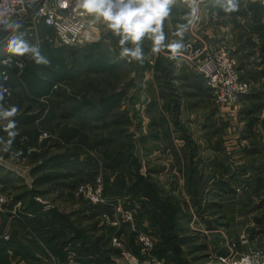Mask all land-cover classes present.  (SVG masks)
<instances>
[{
    "label": "trees",
    "instance_id": "1",
    "mask_svg": "<svg viewBox=\"0 0 264 264\" xmlns=\"http://www.w3.org/2000/svg\"><path fill=\"white\" fill-rule=\"evenodd\" d=\"M251 9L255 10L259 16L260 26L257 27V30L261 32L263 38L261 45L262 72H253L252 76L256 82L262 80L264 82V25L262 24L263 16L259 9V2L251 5ZM181 13L183 11L176 7H168V16L172 20L174 15ZM165 23L164 17L160 21V27ZM155 26L153 24V27ZM151 35L146 33L142 38L140 46L143 58L138 60L131 56L121 55L122 47L130 48L133 43L129 40L121 46V36L112 30L99 43L89 45L83 52H80L66 45L56 46L53 43L55 38L53 29L44 25L39 30L40 45L38 49L19 54L21 61L25 64L22 73L15 64L9 67L0 65V72L5 70L10 76L6 86L12 91V97L0 93V107L8 110L12 107L16 108V113L10 121L0 127V157L3 159L12 158V154H17L18 161L26 158L33 178L32 185L29 187L24 179L16 173L0 167V184L4 186L5 190L16 191V200L22 202L20 219L10 221V212L1 213L0 237L3 236L9 223L10 239L8 242L3 238L0 239V264L9 262V251L20 255L30 264L36 260L35 252L45 257H48V252H50L60 262L67 264L69 255L66 249L69 246L78 249L81 261L112 264L111 254H117V250L110 246V242L117 231L108 227L106 231L98 234L100 230L98 222L95 220L102 211H106L105 207L89 206L84 199H79L81 208L72 216L76 218L82 214L85 216L89 214L87 219L91 221V224L83 228L76 223V220L71 219L70 214L61 213L56 207L47 208L45 204L36 201L37 197L47 199L50 194L60 190L75 197L73 191L79 182L70 184L69 181L80 175H83L79 180L83 181L81 183L93 181L101 169L104 170V196L110 199L122 198L126 200L125 206L128 209H132L136 205L140 207L139 214L136 216L138 227L143 229L142 223L146 221L149 228L153 229L158 236L159 241L154 248V254L158 258L165 259L168 264H194L196 262H192L188 258L184 248L187 247L190 254L207 249L206 245L198 246L199 243H196L199 236L194 238L189 233L191 231L189 223L192 220L189 206L175 196L174 191H169L165 185L157 181L155 175L160 168L159 166L152 168L151 160L148 158L153 152L149 145L158 143L156 145L160 148V142H162L166 148L171 149L173 159L181 161L174 143L175 134L181 130L184 136L179 139L185 140L184 146L190 149V153L193 150L189 132L184 127H179L180 106L177 100L179 96L174 86L176 78L174 65L171 62L172 64L167 67L166 59L161 55L153 58ZM24 46L29 48L27 45ZM89 49L95 50L96 53L80 54L89 51ZM167 53H171V50L168 49ZM151 61H154V65L151 64ZM124 65H129L136 76L131 78L119 92L116 90L107 91L101 85L99 78L96 81L91 79L86 87V94L82 95L79 101L76 100L69 109L59 113L61 106L59 97L67 96L66 92L61 89L65 83L67 85L70 81L85 74L88 76L96 74L101 79L100 74H108L109 79L105 81L112 82L115 86L113 77L117 75L116 71H119ZM150 71L153 72V81H157V84L160 83L161 88L165 87V89L157 94L154 92L155 96L152 102L144 109V115L151 119V124L146 128L147 132H144L141 119L144 116L141 117L140 111L136 110L133 115L131 114L132 118L128 110L121 111V108L127 101L132 107H136L142 101L144 89L149 91L153 89V87L151 88L152 82L145 81L146 73ZM84 82L87 83L86 80ZM157 95L163 100V105H160ZM263 96L264 83L259 93L250 94L241 99L246 107L239 117L256 118L255 113L263 107ZM43 98L48 99L50 105V111L45 118H41L44 106L40 101ZM256 101L258 104L253 103L247 107L248 103ZM35 106L39 109L37 112L34 111ZM117 110L120 112H116ZM152 112L157 115L158 120H153ZM108 117L112 119L105 120ZM57 118H73L72 125L58 122L55 128L50 129L54 133L56 129L58 130L60 143L65 144L66 148L59 142L49 144V141L39 146L37 122L41 119L43 123H50ZM93 120L100 122L95 126L96 131L86 132L87 125H91ZM10 123H14L15 126L9 127ZM130 126H134L136 130L131 132ZM11 133H15V135H10ZM23 139L24 145L21 146L20 143ZM135 139L142 147L146 160L145 175L141 171L142 164L136 153ZM74 140L79 141L78 143L83 144L82 146L90 152L98 153L99 157L84 154L83 158L84 151L81 148L68 147ZM29 147L37 148V150L29 153ZM190 153L183 152L182 154L185 163L183 172L185 190L199 214L215 216L217 226L214 225V227L226 228L231 223L229 221L235 220V210L225 207L235 203V200L240 197L239 178L245 171L237 170L228 177L226 171L222 172L221 169L219 175L213 176L211 181L206 182L199 170L200 161H196V155ZM86 171H88L89 177L84 178ZM70 186L73 190H65ZM243 190L247 206L251 205L252 207L254 195L258 190L254 185L244 187ZM226 200H231V203H226ZM226 220H228V224ZM254 221H257V225L262 227L261 231L256 232V229H253L252 233L256 236L261 234L258 247L263 248L264 217ZM128 226L123 225L119 232H125ZM209 227L213 226L210 224ZM129 242L134 245V240L131 237ZM78 245L79 247H77ZM193 245L195 246L192 247ZM218 248L222 255L228 253L221 247ZM138 251L139 248H135V252L138 253ZM89 257H95V260H87Z\"/></svg>",
    "mask_w": 264,
    "mask_h": 264
},
{
    "label": "crops",
    "instance_id": "2",
    "mask_svg": "<svg viewBox=\"0 0 264 264\" xmlns=\"http://www.w3.org/2000/svg\"><path fill=\"white\" fill-rule=\"evenodd\" d=\"M257 1L259 2V0ZM257 1L234 0V2L237 4L236 10L226 11V0H173V2L170 3L168 7H176L178 10L183 11V13L174 15L173 20L168 15L165 16L166 23L164 26L160 27L164 39L160 45V50L154 52L153 58L161 55L166 59V66L172 63L175 65V62H173L175 57H177V59L178 57L184 58V55L186 54V42L192 39H197L199 45L201 46H211V48H216L226 45L230 47L234 53H237L238 56H240L239 59L246 62L249 61L250 63L255 60V64H258V66H254L253 71L262 72L263 65L261 45L263 42L260 43L262 36L261 32L257 30V27L260 26V21L257 12L251 9V5L257 3ZM195 9L202 11V21L197 31L191 30L189 28L190 13ZM20 44H22V40L20 41ZM172 44H180L181 47L173 51L170 47ZM182 48L183 52H181ZM168 49L171 50V53H167ZM247 57L249 60H247ZM168 60H170V62H168ZM151 64L154 65V61H151ZM175 68L176 67H174V70ZM187 71L188 70L186 67L182 68L183 75L181 73L176 74V78L174 80L175 90L179 96L178 98L176 97L180 106V116L178 118V121L180 122L179 127H184L186 131L189 132L193 148L190 153V149L187 147L185 148L184 146L186 144L185 140L183 141L179 139L183 138L184 136L182 130L175 134L174 143L176 151L180 155L181 161L178 162L177 160H174V167L179 173V177L182 182V194L185 193V177L183 173L185 163L182 158L183 152L185 154L190 153L196 155L195 160L200 161L199 170L201 174H203L204 180H206V182L211 181L213 176L219 175L221 169L222 172L226 171L228 177L231 173L237 170L239 172L245 171L241 178H239L240 190H238V192L240 193V201L244 200L242 204V213L244 215L243 218L245 219L244 225L246 224L245 226L247 227L249 226V224L246 222L247 219L252 220V217H254L253 219L255 220L262 219L264 217V96L262 97L263 107L255 113L256 118H240L239 115L246 107V104H244L242 100H240L239 106L236 107V109L229 107L231 109L230 111L227 110L229 108L219 106L215 102L212 90L208 87L206 81L200 75H195L193 80L188 82V84L184 87V81L188 79V76L185 75ZM151 72L152 71H150V74L153 78V72ZM246 72L249 73V70H246ZM149 82L153 83V80ZM249 83H251L250 85L255 88V92L252 94H256L262 90L264 82L262 80L255 83L250 81ZM155 87V89L153 87V89L148 92L146 89H144L145 92H143L142 98L146 97L147 100L145 101L142 99L141 101V106L143 109H145L150 103L149 95H152V93L154 94V92L158 93L162 89H165V87L161 88L160 83ZM187 87H189V90H187ZM145 88L147 87L145 86ZM158 98L160 105H163V100L160 98V96H158ZM253 103L258 104L257 101L250 102L247 104V107ZM214 104L218 106L217 110L215 108H211L214 106ZM144 132H147L145 128ZM153 144L154 143H151L149 145L152 147V149L154 146L151 145ZM159 147H165L164 143L160 142ZM36 150L37 149L35 148L34 151ZM82 157L84 158V156ZM0 158L2 159V157ZM0 167L4 168L5 170L8 168L6 165L4 166L2 164H0ZM101 171L103 170L101 169L99 174ZM145 174L146 171L144 172V175ZM251 185H254L256 190H258V188L260 189L254 195V204L249 211V213H253V215H247L248 206L245 195H243V189L244 187H249ZM1 186L3 192H14V194H16V191L5 190L2 184ZM174 194L182 200L181 196L177 195L175 192ZM41 199L46 201L49 199V197H47V199ZM124 201L125 200L123 199V201L120 202L124 203ZM230 201L231 200H226V203ZM21 209L22 206L18 210V217L16 218H12L14 206L6 209L4 212H10V221L17 220L20 219L19 213ZM132 209L134 211L136 210L135 214L137 216V214H139L140 207L136 205ZM252 209L253 211H251ZM61 213L68 214L66 212ZM190 213L192 214V220L189 223V225H191V231L200 233L205 238H208L206 233L209 234V231L211 232L213 230V227L210 228L209 226L216 217L199 213L196 215V212L193 210H190ZM70 215L71 219L73 221L76 220V223L79 226H82L83 228L86 226L87 222L81 221L80 219L83 218L86 221L87 215L89 216V214L86 216L82 214L76 218L72 216V214ZM100 215L101 213L95 218L96 222H98V229L100 230L98 231V234L103 233L108 227H111L104 225L101 222ZM257 224V221H254V229H256V232L261 231L262 229V227ZM123 225L129 226L125 232L121 233L119 230H121L120 228H122ZM142 226L143 229L139 227L138 228L143 231H147V228H149L146 221H143ZM114 229H116L117 234L113 235L110 246L117 250V254H111L110 261L112 264H124V261L120 256V250L113 244L114 238H118L120 241H122L124 245L135 255L141 256L142 247L137 241L136 234L132 232L131 225L122 224L119 228ZM245 230L247 231V229ZM5 234H9V223L3 235ZM240 236L242 237V242L244 244H248V233L246 234L244 231L240 234ZM1 237L0 239H2ZM130 237L134 240V245L130 244ZM259 239H261V234L257 235V241ZM218 246L220 247L221 244L218 243ZM77 247H79V245ZM135 248H139L138 253L135 252ZM239 248L241 249L243 247L240 246ZM66 252H68L69 255L67 264H98L95 262L86 263L81 261V258H79L78 255V249L73 248V246H69L66 249ZM48 255V257H45L38 252H35L36 260L31 264H63L50 252H48ZM9 256V262L6 264H30L20 255L13 254L12 251H9ZM87 260L94 261L95 257H89Z\"/></svg>",
    "mask_w": 264,
    "mask_h": 264
},
{
    "label": "built area",
    "instance_id": "3",
    "mask_svg": "<svg viewBox=\"0 0 264 264\" xmlns=\"http://www.w3.org/2000/svg\"><path fill=\"white\" fill-rule=\"evenodd\" d=\"M201 21L202 11L195 9L190 13L189 28L197 31ZM44 25L53 29L55 38L61 44L70 47L84 45L86 35L93 33L97 36L104 29L99 21L78 7L77 0H0V45L4 43L7 46L11 40L22 37L21 45L25 44L30 49H35L33 45L36 43L37 46L40 45L39 30ZM35 39L36 43L33 42ZM185 51L184 58L188 63H192L198 74L204 78L219 106L236 109L240 100L251 94L252 87L250 83L241 79L238 63L230 47L226 45L216 48L201 46L197 39H192L186 43ZM9 55L0 62L8 67L15 64L22 73L25 64L16 56ZM9 78L7 71L0 72V93L8 97L12 94L11 89L6 86ZM44 136L50 137L49 134H44ZM41 139L44 140L42 137ZM23 145L22 140L21 146ZM28 151L31 152L34 149ZM103 191V179L99 176L93 183L78 185L74 195L84 199L93 207H105L106 211H102L100 215V220L104 225L114 228H119L122 224L131 225L132 232L142 244V254L141 256L135 255L122 241L114 238L113 244L120 250L124 264H165L164 261L151 255L154 242L149 234L136 229L134 212L123 209L119 200L113 202L112 199L104 196ZM37 201L45 204L47 208L51 207L41 198H37ZM12 206L14 210L20 209L22 203L16 201V194L3 192L0 184V217L1 213ZM12 214H14L12 218L18 217L15 211ZM1 238L9 241L10 235L5 234ZM226 245L229 247L228 254L215 256L220 264H264V249H258L251 254H242L237 259L235 257L238 255L236 253L237 244L227 241Z\"/></svg>",
    "mask_w": 264,
    "mask_h": 264
},
{
    "label": "rangeland",
    "instance_id": "4",
    "mask_svg": "<svg viewBox=\"0 0 264 264\" xmlns=\"http://www.w3.org/2000/svg\"><path fill=\"white\" fill-rule=\"evenodd\" d=\"M102 27L104 29L102 28L103 30L101 31V34H98L97 36H95L93 33H89L85 37L86 39L84 41H86V42L84 43V45H78L77 47H72V48L75 49V50H79L80 52L81 51L83 52V50L86 49V47H88L89 45H94V44L99 43L100 40L109 31H111L110 29L107 28L106 23L104 25L102 24ZM8 33L9 32H7V34ZM22 39H23L22 37H20L18 39L15 38V40H11L10 44L7 45V46H5L4 43H2L0 45V61L3 60L4 57H6L9 54L12 55V57L16 56L18 59H20V57H21L19 55L20 53L14 52L11 49L16 48L18 46H21V44H19V42ZM36 41L37 40L35 39L33 42L36 43ZM262 42H263V38L261 39L260 43H262ZM53 43L56 46L63 45L56 38H54ZM185 46H186V44H185ZM33 47H35V50H37L39 46H37V43H36V44L33 45ZM68 47H70V46H68ZM132 47H134V46L131 45L130 48H132ZM29 52H31V50ZM90 52L92 54L96 53L95 50L93 51L92 49L91 50L89 49V51H86V52L84 51V53H80V54L81 55L85 54V53L88 54ZM181 52H183V48H182ZM232 54H233V57L236 59V61L238 63V71H239L241 79H243V81L246 80V82L247 81H249V82L252 81V82L255 83L256 80H254V78L252 76V73L256 72V71H253L254 70L253 67L254 66H258V64H255L256 63L255 60H253L252 63H250L249 61L246 62L244 60L239 59L240 56H238L237 53H234L232 51ZM247 60H249L248 57H247ZM168 62H170V60H168ZM173 62H175L174 67H176L175 68L176 74L181 73L183 75L182 68H184V67H186L187 70H188L186 72V74H185L186 76H188V79L184 81V87L188 84V82L193 80L195 75H199L197 70L195 69L194 65L192 63H190V62L188 64V62L185 60V58L178 57V59H177V57H175ZM0 65H3V64L0 62ZM178 69H180V70H178ZM246 70H249V73H247ZM116 73H117V75L115 77H113V79L115 80V86H114V84L112 82L109 83V82L105 81V80L109 79L108 74H100L102 79L100 77L96 76V74H91L90 75L91 77L85 74L83 76L77 77L74 80L70 81V83L67 84V85L65 83V86L63 85L61 87V89L66 92L67 96L63 95L62 98L59 97L60 104H61L59 113L62 112L63 110H65V109H69L75 103L76 100L79 101L80 98L82 97V95L86 94V87L88 86V84H89L91 79L96 81V80H98L97 78H99V81L101 80V85H103L104 88L107 91L112 92V91L116 90L117 92H119L122 88H124V85L127 84V82L131 78H134L136 76L133 73V71H131V67L129 65H124L119 71H116ZM86 76H88V77H86ZM85 80L87 81V83L84 82ZM111 80H112V77H111ZM152 80H153L152 75L150 74V72H147L146 73V82L147 81L149 82V81H152ZM155 86H157V81H153V83L151 84V88L154 87V89H155L156 88ZM251 87H252L251 88V94H252V93L255 92V88L252 85H251ZM55 89H57V87H55ZM187 90H189V87H187ZM148 91L149 90L147 89V92ZM80 92H81V94H80ZM149 96H150V103H151L155 95L152 93V95H149ZM10 97H12V96H10ZM142 99L145 100V101L147 100L146 97H143ZM40 102L44 106V111L42 113V117L41 118H45V116L50 111V105H49L48 99H46V98L41 99ZM217 107L218 106L216 104H214V106H212L211 108H215L217 110ZM230 108H233V107H230ZM230 108L227 109V110L230 111L231 110ZM3 110L7 111L8 109H3ZM38 110H39L38 107L35 106L34 111L37 112ZM125 110H128L130 112V116H132L134 114V112H136V110L137 111L139 110L140 112L139 111L138 112L140 113L141 117L144 116V118H141V119L143 120V127L145 129L147 128V126H149L151 124V119L144 115L145 114V110L143 109V107H141V103L136 105V107H132L131 104L127 101V102H125L122 105V108H121V111H125ZM116 112H120V110H117ZM151 115L154 117V119L152 118L153 120L156 121V120L159 119L157 117V115H155L154 112H152ZM11 118H12V116L8 117L6 119L0 118V127L6 125L10 121ZM109 118H110V120L112 119L111 117H108L105 120L108 121ZM132 118H133V116H132ZM72 119L73 118H57V119H54L53 121H51L50 123H48V122L43 123V122H41V119H40V121L37 122V124H36V128H37V131H38V134H39V137H38L39 146L43 145V143L46 142V141L48 142L49 138H51L50 141H49V144H53V143L55 144V143L59 142V144H61L64 148H66L65 144L60 143V135L58 134V130L56 129V132L54 133L50 129L52 127L55 128L56 124L58 122L70 123L72 125L74 123L72 121ZM134 122H137V121L134 120ZM99 124H100V122L93 120L91 125H87L86 132L92 133V132L96 131V127L95 126H97ZM129 129H130L131 132H134L136 130V128L134 126H130ZM44 134H49L50 137L47 138V137L44 136ZM41 137L44 138V140L41 139ZM135 140H136V143H137V151H136V153L139 156V158L141 159V164H142V170L141 171L144 174V172L146 171V168H145L146 160H145V157L143 156L142 147L139 145L138 140L137 139H135ZM23 141H24V139H23ZM78 142L79 141L74 140V141H72L69 144V146L68 145L67 146L71 147V148H75V147L81 148V150L84 151L82 156H84V154H87V155H91V157H95V156L97 158L99 157L98 153H95V152H92V151L90 152L89 150L86 149V147L82 146L83 144L80 145ZM156 144H158V143H156ZM156 144L154 143L153 145H151V146H154L153 147V152L148 156V158H149V160H151L152 168H157L155 166H159L160 167V170L155 175L157 181H159L160 184L165 185L166 188L169 191H174L177 195L181 196V198L185 202V204H187L189 206V209L195 211L196 215H197L198 214L197 209L193 206L191 197L185 191V188H184V192L185 193L182 194V189H183L182 182L180 180L179 173L175 170L174 159H173L174 156L172 154L171 149H168L166 147L158 148ZM20 145H21V143H20ZM29 149H34L35 150L34 147L33 148L29 147ZM17 156H18L17 154H12V158H6V159L5 158L4 159L0 158L1 159L0 160V164H2L4 166L6 165V167H9V168H6L8 171H12V172L16 173L18 176H20L21 178L24 179L26 185L31 187L32 182H33V178L31 177V174H30V166H29V164L27 162L28 160L26 158H24V159H20L18 161L17 160ZM101 172H100V174H98V177L101 176V178L103 179V188L105 190V183H104V178H103L104 170L101 171ZM87 174H88V171H86V174H85L84 178L89 177ZM82 177H83V175H80L78 178L71 179L69 181V183L70 184H73V183L76 184L77 182H79V185L87 183V182L81 183L83 181H79L80 178H82ZM94 180L90 181L88 183H93ZM168 182H170V183H168ZM170 184H172V185H170ZM70 188H71V186L68 187V188H65V190L66 189L73 190L72 188L71 189ZM8 190H11V189H8ZM73 192H75V190ZM9 193H14V192H9ZM103 194H104V191H103ZM48 197H49V199H48L49 201L48 200H46V201L50 204V206H51L50 208L56 207V208L59 209L60 212H66L68 214H75L81 208V206H80L81 205V200H79V199H82V198L72 197L71 195L66 193V191H61L60 190V191H57V192H55L53 194H50ZM117 200L123 201L122 198L112 199L113 202H116ZM243 202H244V200L240 201V198H238V200L237 199L235 200V203L228 204L227 207H225L226 209L229 208V210H235V217H234L235 220L234 221H229L231 223H230V225H228V227H226V228H223V227L222 228H215L214 225L217 226V222H216L217 219L215 218V219H213L215 221V223H214V221H212L213 223L211 222V225L213 226V230L211 232L209 231V234L206 233V236H208V238H205L200 233H196V232H193V231L189 232L191 235L194 236V238H197V236H199V239H196V243L197 242L199 243L198 246H203V244L207 246V249L205 251L204 250H201V251L198 250L197 252H194L193 254H190L189 249L187 247L184 248L188 258L192 262H196L194 264H220V261L215 259V256H217V254L221 255V253L219 251V248H218L219 247L218 243L215 240L216 237L220 238V244H221L220 247L224 251L225 250L229 251V247L226 245L227 241H233V242H235L237 244L236 253L238 255L235 256L237 259H239L240 258L239 256L242 255V254H247V253L251 254L254 251L258 250V248H259L258 246L259 245H258V241H257V236L252 233L253 229L255 228L254 227V219H253L254 217H252V220L251 219H247L246 220V222L249 224V226L246 227L245 226L246 224L244 225L245 219L243 218L244 215L242 213L243 212V210H242ZM125 203H126V200L124 201V203L121 202V205H122L121 207L123 209H125V210H128V208H126V206H125ZM228 203H231V201L228 202ZM88 205L92 206L89 203H88ZM250 208H251V205H249V207L247 209V215H249V214L253 215V213H249ZM18 210H19V208L14 210L16 212V214L18 213ZM129 210H132L134 212V215H135V218H136V214H135L136 210L135 211L133 209H129ZM13 216H14V214H13ZM81 221L87 222L86 226H89L91 224V221L89 219H87V218H86V221L83 218H82ZM226 222L228 224V220H226ZM135 225H136V229L137 230L143 231V230H140L138 228L137 220H135ZM198 225L200 226L199 223H198ZM148 226H149V224H148ZM190 227H191V225H190ZM245 229H247V231ZM244 231L246 232V234L248 233V244H244L242 242V240H241L242 237L240 236V234L242 232H244ZM143 232L149 234V236L152 238V240L154 242L153 248L151 249V255L153 257H155L156 259L160 260V261L161 260L164 261L165 264H168V262H166L165 259H160L154 254V248H155L156 244L159 241V238L156 235V233H154V230L151 229V228H147V231H143ZM253 235H255L254 239H252ZM138 243L142 247V244L139 241H138ZM194 246L195 245H193L192 247H194ZM240 246H242L243 248L240 249L239 248ZM260 249H264V247L260 248Z\"/></svg>",
    "mask_w": 264,
    "mask_h": 264
},
{
    "label": "clouds",
    "instance_id": "5",
    "mask_svg": "<svg viewBox=\"0 0 264 264\" xmlns=\"http://www.w3.org/2000/svg\"><path fill=\"white\" fill-rule=\"evenodd\" d=\"M172 2L173 0H77V5L84 12L94 15L96 20L102 19L108 29L120 35L121 46L130 40L134 47H122L121 55L139 60L143 58L140 42L146 33L152 34L150 38L153 40V51L160 50L164 39L160 21L168 15V6ZM226 5V11H234L237 8L234 0H226ZM153 24L156 26L153 27ZM170 47L175 51L181 45L172 44ZM11 50L17 53L35 51L23 45ZM15 113V107L7 111L0 107V118L6 119ZM14 126V123L9 125V127ZM10 135L14 136L15 133Z\"/></svg>",
    "mask_w": 264,
    "mask_h": 264
},
{
    "label": "water",
    "instance_id": "6",
    "mask_svg": "<svg viewBox=\"0 0 264 264\" xmlns=\"http://www.w3.org/2000/svg\"><path fill=\"white\" fill-rule=\"evenodd\" d=\"M259 9H260L261 14L263 16V25H264V0H259ZM91 16L94 17V15H91ZM97 21H99L103 25L105 24V22L102 19L101 20H97ZM215 240H216L217 243H220V238L219 237H216Z\"/></svg>",
    "mask_w": 264,
    "mask_h": 264
}]
</instances>
